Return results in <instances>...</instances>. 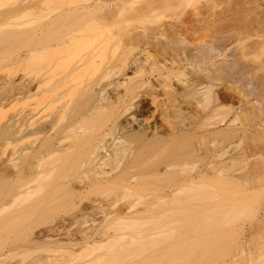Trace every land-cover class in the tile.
<instances>
[{
    "label": "bare ground",
    "instance_id": "obj_1",
    "mask_svg": "<svg viewBox=\"0 0 264 264\" xmlns=\"http://www.w3.org/2000/svg\"><path fill=\"white\" fill-rule=\"evenodd\" d=\"M3 1L9 7L0 4V27L6 24L4 30L16 35L19 23L13 20L24 15L27 28L21 27L22 32L18 27L21 37L26 33L25 40L19 34V40L12 35L10 39L0 29V36L6 35L0 37V46L24 44L14 52L15 59L10 55L15 61L6 65L24 61L27 71L22 74L25 78L19 74L17 80L16 72L9 71L2 84L8 90L0 89V112L8 100L15 109L0 129V144L9 141L12 145V153L0 163V178L11 181L12 216L50 222L38 231L40 240L32 242L53 245L49 248L65 253L96 246L95 250H108L105 264H183V260L209 264L227 255V247L235 242L231 243L230 233L239 231L229 213L235 208L241 213L239 207L249 201L246 194L254 196L264 182L263 150L247 148L239 153L233 148L246 138H264V78L259 90L252 81L244 83L245 88L251 87L247 93L232 88L224 83L226 77L234 78L227 76L232 68L225 72L226 64L223 69L214 58H226L227 46L234 42L240 58L235 62L250 67L247 74L251 77L264 72V10L249 16L247 6L252 1L264 4V0L233 4V0H202L200 4L195 0V4L189 2L194 4L191 12L180 9L191 0H143L138 5L133 0H11V4L20 3L13 7L9 0ZM125 2L136 21L132 16L131 23L129 18L120 21ZM240 6L249 9L242 7V12ZM119 21L122 27L117 26ZM223 31L231 34L216 37ZM249 55L252 63L247 67ZM237 64L234 69L245 68ZM220 85L227 93L218 90ZM141 99L153 106L150 113L156 112L159 122L137 113ZM186 113L192 116L187 119L190 124L184 122ZM223 141L227 144L219 146ZM259 201L253 206L257 211L263 207V214L252 213L255 220L247 224V235L238 245L245 251L253 244L250 264L264 263L259 253H264V246L253 239L264 230V201L261 207ZM200 203L208 206L195 209ZM72 209L77 212L71 213ZM61 213L75 223L80 219L79 231H73L71 218L65 217L71 224L67 229L68 220L57 216ZM55 215L57 224L53 223ZM227 231L231 237L223 236L222 242L217 239L216 235ZM255 242L259 250H254ZM198 243L207 247L202 249ZM197 245L203 250L201 256ZM99 257L94 263H104Z\"/></svg>",
    "mask_w": 264,
    "mask_h": 264
},
{
    "label": "rangeland",
    "instance_id": "obj_2",
    "mask_svg": "<svg viewBox=\"0 0 264 264\" xmlns=\"http://www.w3.org/2000/svg\"><path fill=\"white\" fill-rule=\"evenodd\" d=\"M8 1V0H7ZM11 0H9V2H10ZM14 1V0H13ZM12 1V2H13ZM25 1V0H24ZM24 1H23V3H24ZM143 0H133V3L134 4H136V5H138V4H140L141 2H142ZM145 1V0H144ZM196 1H198L197 3L198 4H200L199 2H202V0H196ZM195 0H191V1H184L183 2V4L186 2L187 4H184V5H182V7H180V9L181 10H191L192 9V6H194V4H195V2H196ZM230 1H232V0H230ZM237 0H233V2L231 3V4H233V3H235ZM2 2V4H4L5 2L2 0L1 1ZM19 2V1H18ZM189 2H194V4L193 3H190L189 4ZM239 2H241V1H239L238 0V3ZM257 2L258 1H256V2H251V4L249 5H247V6H250V9H249V7L247 8L246 6H240V9L239 10H241V9H243L244 7H246L247 9H249L250 10V14H249V16H258V14H261L262 13V11L264 10V4L263 3H261V1L260 2H258V4L259 3H261V4H257ZM6 3H8V2H6ZM5 3V5H6V7L8 6L7 4ZM22 3V2H21ZM196 3V4H197ZM1 4V3H0ZM1 4V6H5V5H2ZM10 4H11V2H10ZM9 4V5H10ZM13 4V5H12ZM11 5H12V7L14 6V4L16 5V4H20V3H17V2H14V3H12ZM253 4V5H252ZM255 4V5H254ZM17 5V6H18ZM240 4H238V6H239ZM241 5H244V4H242L241 3ZM235 6H237V5H235ZM237 6V7H238ZM252 6V7H251ZM260 8H259V7ZM9 7V6H8ZM11 7V6H10ZM236 7V8H237ZM243 7V8H242ZM2 8V7H1ZM0 8V9H1ZM130 7H129V4H127V2H125V4H124V6L123 7H120V9L121 10H123L120 14H119V19H121L120 21H124V19H126L127 18V20H128V18L130 17V16H132L133 17V15H134V13H132L131 12V9H129ZM191 8V9H190ZM234 8V7H233ZM246 8H244V10L246 9ZM6 9V8H5ZM246 9V10H247ZM257 9H258V11H257ZM4 10V9H3ZM235 10V9H234ZM252 10V11H251ZM260 10V11H259ZM242 12H243V10H241ZM25 12V11H24ZM22 13V14H25V13ZM184 12V15H185V12H187V11H183ZM191 12V11H190ZM189 12V13H190ZM256 12H258L257 14H256ZM261 12V13H260ZM245 13H247L248 14V12H246L245 11ZM133 14V15H132ZM187 14V13H186ZM264 14V13H263ZM20 16H22L21 14H20ZM24 16V15H23ZM23 16L22 17H17V18H14V22L15 21H18V22H15V23H19V25L18 24H16L17 26H16V29H15V33H17L16 31H19V33H17L16 35H12V34H14V33H12V34H10V35H12V36H15V38L16 39H18L19 40V38H17V35L19 34V36H20V33H21V31L20 30H22V32H23V29H25L26 27L25 26H23L25 23H23V21H22V18H23ZM187 15H185V17H186ZM261 16V15H260ZM25 17V16H24ZM132 17L131 18H129V19H131V20H129V22L131 23V21H132ZM182 17H183V15L181 16V19H182ZM209 17V16H208ZM19 18L21 19V20H19ZM223 18V17H222ZM221 18V19H222ZM184 19V18H183ZM208 19L209 18H206V22L208 23ZM24 21H25V19H23ZM133 20L134 21H136L135 20V18L133 17ZM211 20V19H210ZM209 20V21H210ZM220 20V19H219ZM120 21H119V23H120ZM126 21V20H125ZM133 21V22H134ZM150 21V20H149ZM205 21V20H204ZM221 21V20H220ZM21 22H22V26L20 25L21 24ZM127 22V21H126ZM125 22V23H126ZM147 22H148V20H147ZM154 22V21H153ZM153 22H151L152 23V25H153ZM216 22H218L219 23V21H216ZM13 23V22H12ZM14 23V24H15ZM210 23V22H209ZM218 23L216 24L215 23V26L214 27H216V25H218ZM121 25H117L118 27H122V23H120ZM124 24V23H123ZM127 24V23H126ZM126 24H125V26L124 27H126ZM133 24V23H132ZM134 24H135V22H134ZM146 24H149L150 25V22L149 23H146ZM155 24V23H154ZM6 24H4V27L5 28H3V25L1 24V26L2 27H0V29L2 28L3 29V31L5 32V33H7V31H8V33H11L8 29H7V31H5L4 29H6V26H5ZM12 26V28H15L14 27V25L13 24H11ZM26 25V24H25ZM136 25V24H135ZM8 27H10V23H8V25H7ZM7 27V28H8ZM10 27V28H11ZM18 27H19V29H18ZM23 29H22V28ZM115 27V26H114ZM9 28V29H10ZM123 28H121V30H122ZM212 29V28H211ZM10 30H12V29H10ZM25 30H27V28L25 29ZM24 30V31H25ZM202 30H199V33L201 32ZM205 32H206V30H204ZM27 32V31H26ZM204 32V34H206L207 35V33H205ZM1 33H3V32H1L0 31V35H1ZM5 33L4 34H2V36L3 35H5ZM7 33V35L9 36V38L10 39H12V38H14V37H12V36H10L9 34ZM25 33V32H24ZM197 33H198V31H197ZM198 33V34H199ZM202 33H203V31H202ZM213 33H215L214 31H213ZM212 33V34H213ZM195 34V33H194ZM197 34V35H198ZM209 34H211V33H209ZM227 35V34H231L230 32H224L223 31V33L221 32V33H219V32H217V34H216V37L218 36V35ZM25 35H26V33H25ZM24 35V36H25ZM200 35H202V34H200ZM205 35V37L207 38L208 36H206ZM220 35V36H221ZM2 36H0V37H2ZM18 36V37H19ZM23 35H22V37H23V39L25 38L26 39V36L24 37ZM195 37H196V35H194ZM4 37V36H3ZM21 37V36H20ZM21 37V38H22ZM5 38H6V35H5ZM8 38V40H9V42L11 41L10 39ZM188 38H189V40L191 39V40H193V37L190 35V36H188ZM15 39V40H16ZM22 39V40H23ZM24 39V40H25ZM7 40V39H6ZM6 40H4L5 42H7ZM21 40V39H20ZM23 40V41H24ZM190 40V41H191ZM0 41H1V38H0ZM2 41H3V39H2ZM1 41V42H2ZM113 41V40H112ZM115 41V40H114ZM17 42V43H16ZM16 42H12V43H10V44H8V43H6V44H4L5 45V47H4V45L3 46H0V47H4L3 49H4V51L2 50V51H0L1 53H0V89L2 88V84L4 83L3 81H6V77H7V75H8V73H10L9 71H11V73L12 72H16L17 73V77H15L16 76V73H15V76L13 75V77L17 80V79H19L18 78V75L20 74V75H22V74H24L25 75V72L27 71V69L25 70V68L23 67L24 66V61H21L20 62V64L22 65V63H23V65L22 66H20V64H18L17 66L16 65H12V64H10V66H8V65H6V64H8V62L9 63H11L10 62V60L12 61V63L15 61H13V59H9L11 56L10 55H13L14 54V52L20 47V45H22L23 44V42H21V44H20V42L19 41H16ZM19 42V43H18ZM228 42V41H227ZM113 43V42H112ZM114 43H116V42H114ZM20 44V45H19ZM228 45V44H227ZM233 46H235V48H233ZM23 47H24V44H23ZM228 47H230V49L228 48ZM22 48V47H21ZM20 48V49H21ZM227 48L229 49V51H227V52H225V53H227V54H225V55H227L226 56V58L224 57H222V56H218V57H215L214 59H217L218 61H217V63H216V65L218 64H220V66H222L223 67V69H224V66L223 65H227L228 66V64L229 65H232V67H230V66H226L225 65V72L227 71V69H234V66L233 65H235V64H237L235 61H236V59H237V57H239L238 55H239V53H237V52H239V50H237V48H236V43H229V45L227 46ZM233 48V49H232ZM20 49H19V51H20ZM23 49V48H22ZM18 53V52H17ZM16 52H15V54H17ZM14 54V55H15ZM238 54V55H237ZM9 55V56H8ZM13 55V57H14V59L16 58L15 56H17V55H15L14 56ZM4 56H7V57H5V58H7V61L5 60H3V57ZM13 57H11V58H13ZM251 58V56L249 55L248 57H247V64L249 63H252L251 61L249 62V59ZM225 60V62H223L222 63V60ZM229 61H228V60ZM232 59V60H231ZM233 59H235L234 60V62H233ZM244 59H246V58H243V60ZM219 60H220V62L221 63H219ZM223 60V61H224ZM230 60L232 61L231 63H230ZM238 60H240V58L239 59H237V61ZM243 60H241L242 62H243ZM251 60V59H250ZM209 62L211 61V60H208ZM226 61H228V62H226ZM253 62H254V60H252ZM246 62V61H245ZM18 63V62H17ZM16 63V64H17ZM255 63V62H254ZM253 63V64H254ZM239 65H241V66H244L245 67V65H243V63L241 64V63H238ZM237 64V65H238ZM246 64V63H245ZM246 64V66L248 67L249 66V64L247 65ZM26 65V64H25ZM16 66V67H15ZM27 66V65H26ZM25 66V67H26ZM238 67V68H237ZM27 68V67H26ZM239 69V66H236L235 67V69ZM243 68V67H242ZM249 69H250V67H248ZM248 68H244L245 69V71H244V69H239V70H235L234 69V71L236 72V75L237 76H240V77H238V78H240V81L242 82H240V81H238L239 79L237 78V76L235 75L234 76V72H233V70L231 69V71H227V72H229L228 74L229 75H227V76H230L231 74L233 75V77L231 76V78H233L232 80H227L228 79V77H226L227 79L226 80H224V83L227 81L228 82V84L229 85H231L232 86V88H233V86L234 87H236L238 90H243V92H244V90H245V93H247L249 90H250V88L251 87H246L245 88V86L246 85H244V83L246 84V82H248V81H250V83L252 84V82H253V84L252 85H254V87L255 86H257V87H255V89H257L258 88V85H259V88L257 89V90H259L260 88L262 89V87H261V82H262V78H264L263 77V75H264V72H256V76H254V77H251V76H249L248 74H247V72L249 71V69ZM24 69V70H23ZM131 69V68H130ZM129 69V70H130ZM248 69V70H247ZM126 70H128V69H126ZM128 70V71H129ZM128 71H126V72H128ZM240 71V72H239ZM241 71H242V75L240 74L241 73ZM244 73H246L245 74V76H244ZM225 74V73H224ZM223 74V75H224ZM227 74V73H226ZM226 74L224 75V76H226ZM121 76V75H120ZM119 76V77H120ZM224 76H222L223 78H224ZM244 77L243 79L241 78V77ZM20 77V76H19ZM23 77V75L20 77V78H22ZM26 76H24L23 78H25ZM116 77H118V76H116ZM118 77V78H119ZM230 78V77H229ZM236 78V79H235ZM246 78V79H245ZM248 78H252V80L250 79V80H248ZM245 79V80H244ZM259 79V80H258ZM244 81V82H243ZM246 81V82H245ZM252 81V82H251ZM2 82V83H1ZM226 82V83H227ZM259 82V83H258ZM223 85V84H222ZM222 85H220L219 86V88H218V90L219 89H221V90H219L220 92L221 91H223V93L224 92H226V88L224 87V89H223V86ZM251 85V86H252ZM220 87H222V88H220ZM254 87H252V88H254ZM4 88V89H3ZM2 89L6 92L7 90L5 89V86L3 87ZM236 88H234V89H236ZM249 88V89H248ZM223 89V90H222ZM2 90V92H4ZM228 91V90H227ZM4 92V94L5 95H7V93H5ZM227 93V92H226ZM224 94V95H226V98H229V96H227V94ZM230 93V92H229ZM222 94V93H221ZM229 95V94H228ZM251 99H253L254 98V96H251L250 97ZM9 101V100H8ZM6 102V104H5V107L4 108H2V111L0 112V129L7 123V121H8V119L11 117V113H14L13 111L15 110L14 108V110L11 108V103H9V102ZM145 102V100L144 99H141V100H139V104H138V109H136L137 110V113H139V114H141V115H146V116H148L149 118H151L152 119V121L155 123H157V122H159V118H158V116H157V114H156V112L154 113V112H152V113H150L152 110H153V106H151V105H149V103H148V101L146 100V102ZM23 102V101H22ZM20 103V102H19ZM24 103V102H23ZM18 104V103H17ZM14 105V104H13ZM18 106H20V104L18 105ZM24 107H25V104L23 105ZM13 107V106H12ZM17 108V107H16ZM23 107H21L20 109H22ZM19 109V108H18ZM17 109V110H18ZM154 113V114H153ZM188 115L189 114H187L186 113V121L184 120V122L185 123H187V124H190L192 121H187V119H192V116L191 115H189V117H188ZM184 118V119H185ZM150 120V119H149ZM151 121V120H150ZM151 121V122H152ZM134 127V126H133ZM261 129V128H260ZM262 130V129H261ZM261 136H263V135H261ZM261 136H259L258 138L259 139H257V137H255V140H250L249 138H246L245 140H247V141H243V142H239V143H236L235 144V147H233L234 148V150H236V152H239L240 153V151L242 152V151H244V150H247V148H249L248 150H251V151H255L256 149L255 148H257V147H259L260 148V150L259 151H261V150H263V151H261L262 153L264 152V138L263 137H261ZM261 138H263V139H261ZM250 140V141H249ZM207 142V141H206ZM205 142V144L207 145L208 143H206ZM225 141H223V143L221 142L220 144H219V146L221 145V147L222 146H224V145H226L227 143L225 142ZM25 144H26V142H24ZM24 143H22L23 145H24ZM21 144V145H22ZM198 144V143H197ZM22 145V146H23ZM249 146V147H248ZM253 148H254V150H253ZM259 148H257V151H258V149ZM244 149V150H243ZM12 151V145L9 143V141H3L1 144H0V163H1V161L4 159L5 161L8 159L7 157L8 156H10V154L12 153L11 152ZM3 160V161H4ZM10 170H12V169H10ZM7 178V177H6ZM263 181H264V179H263ZM261 183V182H260ZM217 186H219V185H217ZM262 186H263V188H264V182H263V185L262 184H260V186H257V188L256 189H258L259 191H257V193L254 195V196H249L248 194H246V199H248L249 201H247V202H245V201H243V199H241V197H240V199H241V201H243V202H245V204H241L242 206H240L239 208H243V210L241 209V213H237L238 212V210L240 211V209H238V210H236V208H235V210H236V213L237 214H241V215H235L236 213H235V210H234V212L232 211V213H233V215H234V217L229 213V217L231 218H233L232 219V221L231 222H234V221H236L235 222V224L236 225H239L238 226V228H239V231H238V233L236 234L234 231V233L232 232V233H230L231 235H232V241H231V243L235 240V242H233L229 247H227L226 245H228V244H230V243H227L226 245H225V248L227 247L228 249L227 250H229V252L227 253V255H224V254H221L222 256H218V257H216V261H217V263L216 262H211V263H209V264H250V262L253 260V257H252V255L250 254V252H249V250L251 251V252H253V249H251L252 247H253V244L251 243V247H250V245L247 247V248H249V250H245V251H243L242 249H240L239 247L240 246H238V245H240V243H241V241H243L244 240V238L246 237V235H247V233H246V230L248 229V226H247V224H249L250 222L252 223V221H254L253 220V216H252V213H255V212H257V214L259 213V216L258 217H260V215H262L263 213V207L262 208H260V209H258V211L256 210L257 209V207L255 206H253V204H257V201H259L261 198H263L264 197V189L262 188ZM220 189V188H219ZM222 189V188H221ZM230 189V188H229ZM228 189V190H229ZM232 189V188H231ZM230 189V190H231ZM235 189H236V187H235ZM241 189V188H240ZM261 189V190H260ZM218 190V189H217ZM229 190V191H230ZM222 191V190H221ZM220 191V192H221ZM239 191V193H240V191L242 192V189L241 190H238ZM238 191H236L235 190V193L237 194V195H239V193H237ZM254 191H255V189H254ZM231 192H234V190L233 191H231ZM232 194V193H231ZM243 194H245V193H243ZM250 194H251V192H250ZM253 194V193H252ZM251 194V195H252ZM233 195V194H232ZM235 195V194H234ZM233 195V196H234ZM241 195V194H240ZM249 197H248V196ZM238 197V196H237ZM251 197V198H250ZM10 198H11V181L9 180V179H5L4 180V178H3V180H1V178H0V264H83V263H86V264H92V263H94V260L93 259H95L96 258V256H100L101 257V259L102 260H104V263H103V261H102V264H105V258H107L108 256L107 255H109V253H107L108 252V250L107 251H105V250H95L94 249V247H96V246H92L93 247V249H91V250H85L84 251V249H83V251L82 250H80V248L79 247H77V249H74V250H77V252H75V253H70L71 251H69V253H65V252H67L66 250H65V252H64V249H58V248H56L55 246V248L56 249H58V250H55L54 248L53 249H50V248H52V246H50V245H48V244H45V243H41V242H32V239H37V240H40V238H41V236H40V234L38 235V231H40V230H42V228L44 229V227L46 226H48L47 224H49V225H51L50 224V222L49 221H53V220H49L48 222L49 223H42L41 222V220L43 219V218H39L38 220L40 221V222H38L37 223V220H32L31 218H27V220H24V219H19V220H21V221H19L17 218H15L14 216H12V214L14 215V213H12L11 214V212H13V211H11V207H10ZM242 198H244V196H242ZM229 199H232V201L234 200V199H236V197H231V198H229ZM237 199H239V197L237 198ZM239 199V200H240ZM257 200V201H256ZM235 201V200H234ZM254 201H256V202H254ZM262 201H264V198H263V200ZM262 201H259L258 202V205L259 204H261V202ZM212 203V202H211ZM236 203H237V201H236ZM241 203V202H240ZM240 203H239V205H240ZM263 203V202H262ZM208 204V203H207ZM206 203H200L199 205H195L194 207H195V209H197V210H199L198 208L200 207V210H202V206H204L205 205V207L206 206H208ZM213 204H214V202H213ZM202 205V206H201ZM211 205V204H210ZM210 205H209V207H210ZM238 205V206H239ZM245 205V206H244ZM264 205V204H263ZM212 206V205H211ZM214 206V205H213ZM237 206V207H238ZM260 206V205H259ZM261 206H262V204H261ZM260 206V207H261ZM253 207H254V209H253ZM78 209V208H77ZM74 209H72V210H70V211H73ZM75 210H76V208H75ZM73 211V212H71V213H73L74 214V212H77V211ZM254 212H253V211ZM64 210H62L61 212H63ZM70 211L69 212H67V214L68 213H70ZM243 211V212H242ZM60 213V212H59ZM66 214V213H65ZM257 214H253L254 216H256L257 217ZM71 216H73L72 214H70ZM57 216H61V218L63 219V218H65V217H67V218H69L68 216H69V214H68V216H63V214L61 213V215H59V214H57ZM56 215L53 217L54 219H55V217H57ZM63 216V217H62ZM227 216H228V214H227ZM235 216L237 217V218H235ZM12 217H14V218H12ZM97 217V218H96ZM47 217H45V219H46ZM50 218H52V217H50ZM50 218H48V219H50ZM58 218V217H57ZM71 218V217H70ZM69 218V219H70ZM94 218H96V219H100L97 215H95L94 216ZM93 218V219H94ZM255 218V217H254ZM14 219V220H13ZM15 219H16V221H15ZM34 219V218H33ZM41 219V220H40ZM44 219V220H45ZM59 219V218H58ZM69 219H66L65 218V220H68V223L69 224H67V222H65L66 223V228L68 227V226H70L71 224V229L73 230V231H75V229H77V227H80V225L82 224L81 223V220L80 219H78V218H74V220H77L78 219V221H76V223H75V221H73V218H71L70 220H72L74 223H72V221H71V224H70V221H69ZM96 219H94V220H96ZM32 220V221H31ZM19 221V223H17ZM35 221V222H34ZM43 221V220H42ZM46 221V220H45ZM58 222V220H56L55 219V221L53 222V223H55V222ZM97 221V220H96ZM96 221H94V222H96ZM99 221V220H98ZM97 221V222H98ZM92 222V221H91ZM52 223V226L54 225ZM55 224H57V223H55ZM80 224V225H79ZM94 224H96V223H94ZM233 225V227H237L236 225ZM45 225V226H44ZM79 225V226H78ZM83 225V224H82ZM244 228L243 230H245V231H241L242 229H240V227L241 226ZM250 225V224H249ZM232 226V225H231ZM82 227V226H81ZM228 227V226H227ZM229 227H230V225H229ZM233 227H231L230 228V230L231 229H233ZM69 228V227H68ZM67 228V229H68ZM235 229V228H234ZM70 230V229H69ZM76 231H79V229H77ZM225 231V230H224ZM229 231V230H228ZM227 231V233L226 232H224V233H222L221 232V234L219 235H216L218 238L217 239H220V238H224L223 236H225V237H227V239L229 238V237H231V235H229V232ZM232 231V230H231ZM230 231V232H231ZM236 231V230H235ZM241 231V232H240ZM264 230H262V232H263ZM261 232V233H262ZM70 233H72V231L70 232ZM74 233V232H73ZM72 233V234H73ZM77 233V232H76ZM219 233V232H218ZM261 233H258L257 235H259L260 236V238H258V236L257 235H253V239L256 241V242H258V245H260L261 243L263 244H261V248L263 249V247L262 246H264V234H263V236H261L262 234ZM261 234V235H260ZM42 235V234H41ZM228 235H229V237H228ZM233 235H234V238L235 239H233ZM75 236V235H74ZM193 236V235H192ZM192 236L191 235H189V237H191V239H192ZM200 236V235H199ZM202 236V235H201ZM200 236V237H201ZM215 236V235H214ZM216 236L214 237V238H216ZM188 237V236H187ZM188 237V238H189ZM198 237V236H197ZM213 237V236H212ZM257 237V238H256ZM194 238V237H193ZM206 238H208L209 239V237H206ZM199 239H201V238H198L195 242L197 243V241L199 240ZM203 239L204 238H202V240H200L201 242L203 241ZM210 239H212L211 237H210ZM231 239V238H230ZM252 239V240H253ZM184 240V239H183ZM213 240V239H212ZM188 241H190V240H188ZM187 241V242H188ZM192 241H194L193 239H192ZM208 241V240H207ZM211 240H209V242H210ZM220 241L222 242V240L220 239ZM224 241V240H223ZM199 242V241H198ZM200 242V243H201ZM214 242H216V239L214 240ZM220 242V243H221ZM227 241H226V239H225V242H224V244L226 243ZM255 242V244L257 245V243ZM260 242V243H259ZM200 243H198V244H200ZM210 243H212V242H210ZM216 243H218V242H216ZM254 243V242H253ZM208 244V243H207ZM237 244V245H236ZM250 244V243H249ZM254 244V245H255ZM46 245H48V247L46 246ZM166 245H167V243H166ZM211 244H209L208 246H210ZM256 246L257 248H255V246H254V250H257L258 249V247H260V246ZM49 246H50V248H49ZM161 246V245H160ZM200 247L202 246V244H200L199 245ZM204 246V247H203ZM202 246V249L204 248H206L205 247V245H203ZM242 246V245H241ZM223 247V246H222ZM76 248V247H75ZM78 248H79V250L80 251H78ZM98 248H101V249H103L102 247H98ZM105 248V247H104ZM159 248V247H158ZM224 248V247H223ZM87 249V248H86ZM96 249H97V247H96ZM199 250V247H198V245H197V250L200 252H197V250H195L196 252V255L198 254V256L200 255L201 256V254L203 253V250ZM260 249V248H259ZM258 249V250H259ZM262 249H261V251H262ZM63 250V251H62ZM226 250V251H227ZM264 250V249H263ZM202 251V252H201ZM226 251H225V253H226ZM263 252V251H262ZM257 253L258 252H256V255H257ZM260 253V255H262V257H264V253L263 254H261V252H259ZM252 254H254V258H255V260H256V257H255V251H254V253H252ZM251 255V256H250ZM259 255V254H258ZM99 257V258H100ZM250 257H252V258H250ZM261 257V256H260ZM260 257H258L259 258V260H261V258ZM249 258L250 259H252L251 261H249ZM97 260H99L98 258H96ZM100 259V260H101ZM108 259V258H107ZM264 259V258H263ZM96 260V261H97ZM187 260H190V259H187ZM184 261H186V260H183L182 261V263L183 264H185V262ZM214 261V260H213ZM254 261V260H253ZM262 261H264V260H262ZM261 261V262H262ZM64 262H66V263H64ZM98 262V261H97ZM97 262H95L94 264H96ZM189 262V261H188ZM257 262L259 263V261L257 260ZM256 262V263H257ZM100 262H98V264H99ZM255 263V264H256ZM178 264V263H177ZM180 264H181V262H180ZM188 264V263H187ZM189 264H191V263H189ZM251 264H254V262H252ZM260 264V263H259ZM262 264V263H261ZM264 264V263H263Z\"/></svg>",
    "mask_w": 264,
    "mask_h": 264
}]
</instances>
